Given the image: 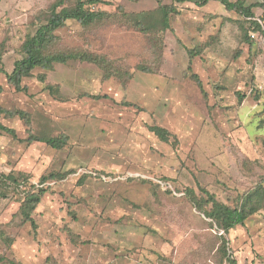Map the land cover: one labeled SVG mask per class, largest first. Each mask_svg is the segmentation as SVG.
Returning <instances> with one entry per match:
<instances>
[{
    "label": "rangeland",
    "instance_id": "rangeland-1",
    "mask_svg": "<svg viewBox=\"0 0 264 264\" xmlns=\"http://www.w3.org/2000/svg\"><path fill=\"white\" fill-rule=\"evenodd\" d=\"M54 1L0 0L6 72ZM172 3L112 0L94 8L139 13ZM175 5L162 32L120 16L88 27L69 20L56 31L58 49L104 55L132 73L124 81L78 60L36 69L23 79L26 91L0 74V106L29 114L0 120L16 133L0 132V264H228L223 231L187 189L234 206L264 185V31L218 0ZM253 10L262 22L264 10ZM152 125L166 128L170 141ZM61 134L68 138L61 149L30 139ZM51 173L64 176L42 184L36 225L24 222L25 191ZM8 174L17 183H5ZM224 235L238 264H264V208Z\"/></svg>",
    "mask_w": 264,
    "mask_h": 264
},
{
    "label": "trees",
    "instance_id": "trees-1",
    "mask_svg": "<svg viewBox=\"0 0 264 264\" xmlns=\"http://www.w3.org/2000/svg\"><path fill=\"white\" fill-rule=\"evenodd\" d=\"M67 0H55L44 12V16L36 27L34 33L28 34L21 45L22 57L17 59L14 63V68L10 72L0 67V74L5 73L7 81L15 88L16 91H26V86L23 85V79L33 77L36 69L53 70L57 64H67L70 61H84L94 63L104 71V77L117 76L122 81L132 76L130 71H122L113 66L110 59L101 54H94L75 49H58L57 41L58 35L56 31L69 20H75L82 26L88 27L94 24L102 23L112 18L113 16H120L124 22L133 24L136 28L144 32H162L169 27L171 13L177 12L176 5L184 2H193L198 6L206 5L210 0H172V4H161L156 10L142 11L139 13H128L124 10L118 13H111L101 8L95 9L94 6L102 4H111L112 0H75L73 6L66 5ZM228 10H234L240 15L251 18V23L254 30L264 31V18L262 22L254 19V7H260L264 10V1L262 3H252L247 5L245 0H218ZM249 39V38H248ZM0 59L2 54L0 53ZM141 70H146L145 67H140ZM39 80H46V73H39L37 75ZM198 83L202 86L200 79L195 75ZM47 88L52 93H57L51 85ZM3 91L0 85V94ZM3 116H19L22 119L28 120L29 114L20 108L9 109L0 106V120ZM149 129L154 132L161 140L165 142L170 141L171 133L164 127L158 125L149 126ZM9 132L16 135L15 130L6 126L0 121V132ZM32 140L45 142L53 148L61 149L67 143V136L61 134L60 136H45L32 135ZM64 175L51 173L48 176L41 178L40 185L37 187L32 185L30 190L25 191V195L20 205V214L24 222H31L36 225L32 216L33 211L41 202L47 188L44 184L48 179L63 178ZM17 183V179L13 174L6 175L4 180L7 182ZM205 193L204 196H197L194 189H187V195L190 201L205 215L211 219V225H216L221 233V250L226 257L228 264H238L228 251L227 239L224 234L228 233L237 225H244L246 219L251 215L264 208V185L259 183L250 191L245 192L240 197V202L234 206L228 205L216 198L208 190L202 188Z\"/></svg>",
    "mask_w": 264,
    "mask_h": 264
},
{
    "label": "crops",
    "instance_id": "crops-1",
    "mask_svg": "<svg viewBox=\"0 0 264 264\" xmlns=\"http://www.w3.org/2000/svg\"><path fill=\"white\" fill-rule=\"evenodd\" d=\"M14 68V67H13Z\"/></svg>",
    "mask_w": 264,
    "mask_h": 264
}]
</instances>
